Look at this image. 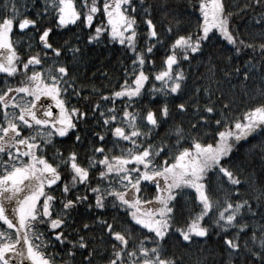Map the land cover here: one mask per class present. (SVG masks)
I'll list each match as a JSON object with an SVG mask.
<instances>
[{"label":"snow or ice","instance_id":"6c2138e0","mask_svg":"<svg viewBox=\"0 0 264 264\" xmlns=\"http://www.w3.org/2000/svg\"><path fill=\"white\" fill-rule=\"evenodd\" d=\"M0 264H264V0H4Z\"/></svg>","mask_w":264,"mask_h":264},{"label":"trees","instance_id":"16d2710c","mask_svg":"<svg viewBox=\"0 0 264 264\" xmlns=\"http://www.w3.org/2000/svg\"><path fill=\"white\" fill-rule=\"evenodd\" d=\"M4 0H0V4H3ZM142 30V29H141ZM13 39H19V33L13 36ZM24 39H27L26 37ZM98 54L94 55V59L92 60L93 64V71H96L97 69H100V71L97 72V80L98 83H102L107 85V81L104 80L103 76L100 74V72L103 71L104 68L108 69V74L110 77L115 79H119L120 77V66L115 63L114 57H111V53L115 52V48H113L111 45L104 47V46H98L97 48ZM118 55V53H117ZM161 53H157V56H160ZM111 60V62H109ZM195 71V69H193Z\"/></svg>","mask_w":264,"mask_h":264}]
</instances>
